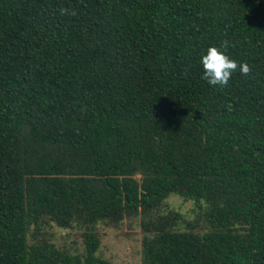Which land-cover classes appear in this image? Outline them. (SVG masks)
Segmentation results:
<instances>
[{
	"label": "trees",
	"instance_id": "1",
	"mask_svg": "<svg viewBox=\"0 0 264 264\" xmlns=\"http://www.w3.org/2000/svg\"><path fill=\"white\" fill-rule=\"evenodd\" d=\"M133 222L139 264H264V0H0V264H109Z\"/></svg>",
	"mask_w": 264,
	"mask_h": 264
},
{
	"label": "rangeland",
	"instance_id": "2",
	"mask_svg": "<svg viewBox=\"0 0 264 264\" xmlns=\"http://www.w3.org/2000/svg\"><path fill=\"white\" fill-rule=\"evenodd\" d=\"M167 204L185 218L193 219L194 206L190 201H182L177 196H169ZM99 243L94 253L97 259L109 264H139L140 231L135 222L124 224L118 229L98 227ZM52 241L56 246L67 248L80 255L82 245L76 233L53 229Z\"/></svg>",
	"mask_w": 264,
	"mask_h": 264
},
{
	"label": "clouds",
	"instance_id": "3",
	"mask_svg": "<svg viewBox=\"0 0 264 264\" xmlns=\"http://www.w3.org/2000/svg\"><path fill=\"white\" fill-rule=\"evenodd\" d=\"M61 15H75L74 9L61 8ZM229 41L221 42L220 47L211 46L206 50V53L201 56L200 64L203 68L202 78L211 86L226 87L234 72H239L245 76L249 75L251 68L247 63H238L231 59L227 54Z\"/></svg>",
	"mask_w": 264,
	"mask_h": 264
}]
</instances>
